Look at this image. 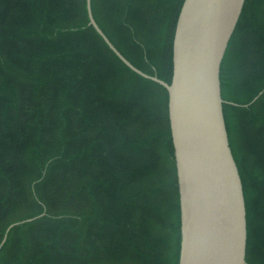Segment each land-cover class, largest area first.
Here are the masks:
<instances>
[{
  "label": "trees",
  "instance_id": "trees-1",
  "mask_svg": "<svg viewBox=\"0 0 264 264\" xmlns=\"http://www.w3.org/2000/svg\"><path fill=\"white\" fill-rule=\"evenodd\" d=\"M184 1L92 0V11L129 62L170 84ZM220 80L246 260L264 264V0H246ZM31 219L0 264H179L168 91L109 48L87 0H0V244Z\"/></svg>",
  "mask_w": 264,
  "mask_h": 264
},
{
  "label": "water",
  "instance_id": "water-1",
  "mask_svg": "<svg viewBox=\"0 0 264 264\" xmlns=\"http://www.w3.org/2000/svg\"><path fill=\"white\" fill-rule=\"evenodd\" d=\"M245 2L184 1L174 35L169 84L145 74L118 51L97 24L92 0H87L90 25L109 48L132 71L168 91L181 208L179 264H247L246 201L230 147L220 80ZM32 220L11 225L0 251L12 228Z\"/></svg>",
  "mask_w": 264,
  "mask_h": 264
}]
</instances>
